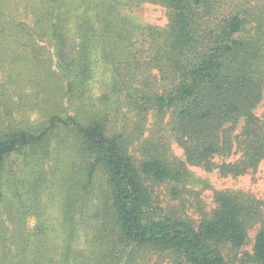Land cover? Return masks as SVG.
I'll return each mask as SVG.
<instances>
[{
  "label": "trees",
  "instance_id": "obj_1",
  "mask_svg": "<svg viewBox=\"0 0 264 264\" xmlns=\"http://www.w3.org/2000/svg\"><path fill=\"white\" fill-rule=\"evenodd\" d=\"M230 2L0 0V67L66 103L0 132V264H230L225 251L258 223L251 259L264 264L261 202L216 191L194 222L155 194L181 199L186 165L236 178L264 160V24ZM143 4L165 9L166 26L126 14ZM47 40L53 72L39 59Z\"/></svg>",
  "mask_w": 264,
  "mask_h": 264
},
{
  "label": "rangeland",
  "instance_id": "obj_2",
  "mask_svg": "<svg viewBox=\"0 0 264 264\" xmlns=\"http://www.w3.org/2000/svg\"><path fill=\"white\" fill-rule=\"evenodd\" d=\"M243 7L245 12L249 13L251 26L259 23L264 24V0H231L230 5ZM134 20L142 25H149L163 28L167 24L165 9L151 4H143L138 8L126 11ZM24 20L25 18L19 17ZM26 20V19H25ZM44 47L40 53L42 69L56 71V59L51 42L48 40L39 43ZM261 71L264 75V64H261ZM18 81V70L6 66L0 67V132L7 130L9 127L33 128L36 124L44 122L49 112L58 110L62 113V106L54 107L55 103L62 102L66 106L65 99L61 100L53 94H48L42 86L32 87L30 83L26 85L16 84ZM264 90V89H263ZM256 117L261 118L264 114V91L260 102L254 109ZM166 122V121H165ZM152 121L149 119L145 137L148 136L149 130L152 129ZM238 131V129L236 130ZM168 141L171 154L185 163L183 150L178 146L170 136L169 131L161 133ZM238 156H230L228 159L215 158L213 163L220 165L222 163L234 162ZM186 165V163H185ZM191 174V179L184 186L185 194L181 199L174 198L169 191V186H161L155 190L159 206L162 207L165 214H177L187 217L189 220L199 222L204 215L210 216L216 208L213 195L216 191L242 192L243 194L262 203L261 212L264 220V160L260 162L254 172H249L240 177H224L217 170L207 171L203 167H192L186 165ZM182 199L188 202L182 204ZM29 225H32L30 222ZM258 223L248 232L246 244L238 250L225 251L226 258L230 264H255L253 263L252 249L255 236L260 229ZM161 264H167V261Z\"/></svg>",
  "mask_w": 264,
  "mask_h": 264
}]
</instances>
